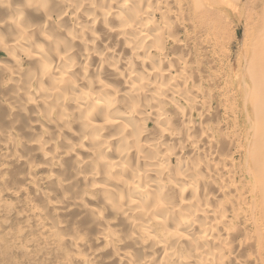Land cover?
<instances>
[{
  "label": "bare ground",
  "instance_id": "6f19581e",
  "mask_svg": "<svg viewBox=\"0 0 264 264\" xmlns=\"http://www.w3.org/2000/svg\"><path fill=\"white\" fill-rule=\"evenodd\" d=\"M0 50V219L39 194L63 264H264V0H0Z\"/></svg>",
  "mask_w": 264,
  "mask_h": 264
},
{
  "label": "rangeland",
  "instance_id": "374dc122",
  "mask_svg": "<svg viewBox=\"0 0 264 264\" xmlns=\"http://www.w3.org/2000/svg\"><path fill=\"white\" fill-rule=\"evenodd\" d=\"M249 27L246 24H239L237 22L230 26V50L233 52L234 57L238 55L239 50L242 49L245 35L248 32ZM235 59L233 58L232 63ZM0 62L6 65H11V60L8 54L4 50H0ZM5 96L0 95V101H3ZM4 113V107L0 106V114ZM1 117V115H0ZM3 124L0 122V126ZM38 129H35L37 131ZM19 131H21L19 129ZM1 154V151H0ZM15 168L16 170H23L20 164L10 165L9 168ZM5 178L12 181L8 184L9 189H16L18 186L24 185L23 182L14 177V172L12 170H3L0 166V179ZM4 180V179H3ZM6 185V184H5ZM5 185L0 184V199L2 198V193L6 188ZM4 186V187H3ZM6 204L2 207L3 212L6 214H11L13 210L21 212L24 218L11 217L8 220L0 219V264H63V259H54V252L52 244H47L42 239L45 238L42 233H40L34 225L24 226V221H34L37 207H42L45 202L44 199L32 191L28 192L27 195L19 196L18 198H5ZM66 218L70 216L65 214L62 215ZM70 219V218H69ZM6 221V222H5ZM41 221V220H40ZM118 227L124 226L123 224H116ZM80 229H85L84 225H77ZM39 245L34 247V244ZM67 246V245H65ZM35 248V249H32ZM67 248V247H66ZM27 253L25 254V252ZM66 264H72L71 262H66Z\"/></svg>",
  "mask_w": 264,
  "mask_h": 264
}]
</instances>
